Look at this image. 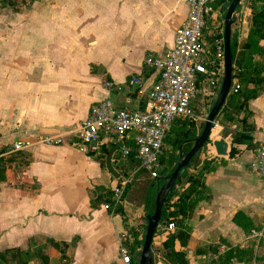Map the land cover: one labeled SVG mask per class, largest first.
<instances>
[{
	"label": "crops",
	"instance_id": "1",
	"mask_svg": "<svg viewBox=\"0 0 264 264\" xmlns=\"http://www.w3.org/2000/svg\"><path fill=\"white\" fill-rule=\"evenodd\" d=\"M258 8L257 0L238 3L230 26L238 43ZM186 12L185 0H19L16 9L0 6V156L5 159L0 251L49 238L67 243L66 253L73 252L70 264H77L80 250L92 262L101 255L97 264L116 259L124 222L103 205L91 209L89 191L104 181L113 187L123 167L111 161L118 177H104L95 155L78 149L66 131L77 126L95 100L108 97L120 106L136 105L133 87L108 91L103 81L123 82L137 74L148 86L154 73L146 60L173 44ZM216 16L222 17L219 7L213 8L210 22ZM258 44L264 47V39ZM258 58L264 62V52ZM247 109V122L254 127L250 144L256 146L264 138V82ZM57 133L63 139L59 144L38 142ZM13 140L29 145L12 151ZM229 146L227 142L225 155H217L213 146L202 155L209 160L203 175L209 197L197 201L184 221L189 227L186 243L174 241L186 264H217L228 246L243 245L245 236L234 213L256 222L264 211V183L248 168L253 148L231 143L236 151L228 157ZM173 155L171 163L178 153ZM120 202L124 215L131 207L137 213L143 210L126 199ZM43 251L50 263L59 257L49 245ZM229 264L247 263L232 259Z\"/></svg>",
	"mask_w": 264,
	"mask_h": 264
},
{
	"label": "built area",
	"instance_id": "2",
	"mask_svg": "<svg viewBox=\"0 0 264 264\" xmlns=\"http://www.w3.org/2000/svg\"><path fill=\"white\" fill-rule=\"evenodd\" d=\"M187 12L175 29L173 44L159 55L146 60L154 76L148 86H144L137 74L130 75L123 82L104 80L108 91L120 92L126 86L139 99L134 106H120L108 97L89 104L87 115L75 128L66 131L78 149L83 152L96 151L102 145L120 144L111 155V161L118 165L136 162L133 169H144L151 177L156 175L157 159L163 139L172 123L182 117L191 116L192 101L199 86L207 83L211 90L218 89L222 62V44L210 51L202 45L201 29L205 19L212 12L213 0H185ZM264 11V0H258ZM244 14L238 16L239 26L245 24ZM237 85L231 80L229 91ZM63 141L62 134L43 135L39 143L56 145ZM29 145L26 140H13L12 151L22 150ZM251 174L264 183V138L253 150L248 164ZM127 182L121 179L113 185L115 202H120L122 189ZM169 223L165 229H172ZM118 236L116 259L108 264H132L128 247Z\"/></svg>",
	"mask_w": 264,
	"mask_h": 264
},
{
	"label": "trees",
	"instance_id": "3",
	"mask_svg": "<svg viewBox=\"0 0 264 264\" xmlns=\"http://www.w3.org/2000/svg\"><path fill=\"white\" fill-rule=\"evenodd\" d=\"M229 1L230 0H213L211 6L213 8H216L223 3H228ZM0 6H9L12 9H16L17 0H0ZM208 19L210 20V15L206 17L205 24ZM210 23L212 24V22ZM202 29L201 37L203 36ZM260 39H264V11L259 7L258 9L252 10L250 26L243 40L238 43L235 34L233 32H230V50L232 55L231 80L234 84L237 85V87L235 91H230L227 94L225 102L223 103L221 109L218 112H220L221 115L225 117V119L223 118L224 121L226 120L231 123V121L233 122V120L238 119L241 123V127L240 131L237 132L236 137L229 142L230 146L227 152L228 157H231L236 151L235 148L231 146V143L245 142L246 146L253 148V150L256 147L250 144L251 138L249 133L253 131L254 127L252 124L247 122V118L250 114L247 109V101L256 97V95L261 89L262 83L264 82V77L262 75V72L264 71V62L258 60V57L261 56L264 52V47L258 44V41ZM201 43L202 45H207L208 48H210L209 44L205 43L204 40H202ZM215 43H219V45L222 44L221 32L219 31L214 34V41L212 42V45H214ZM212 47L214 49V46ZM198 91L199 90H197L196 94L198 93ZM227 103H230V107L224 110V112L229 114L227 116H224L225 114L223 112V109ZM191 117L192 115L178 118L174 121L173 125L178 126V129L180 130L177 131L176 134H174V138L171 141L174 149L170 152L168 156H166V163L162 164V169L160 170V172H158L153 177L149 176L150 178H147V180H145L144 178L140 180V178L143 177L140 174L147 172H144L143 169H138L135 171L138 173L136 174L134 180H139L142 182H138L137 186L136 184L132 183L130 184L129 188L127 187L128 190H130L132 187H138L139 190H143L142 205L145 214L151 213L153 210V194L150 191V188L154 186L155 178L159 175H162L163 172V174H165L170 173L172 171L174 167V163H171L174 159L173 153H178V151H180L181 154H184L190 148L192 144V139L200 131H197L193 128V123H187ZM184 123L190 124V127L186 128L185 126H183ZM206 142L207 138L202 144V146H204L205 144L206 148L204 149V147L201 146L189 159L187 165L181 170L179 177L175 181L174 186L169 190V193L166 195L161 207V218L159 224H162V227H164L163 230H161L160 232V246L163 250L161 258L166 261L167 264H186V257L184 251L175 249L174 241H178L181 245H184L186 243L189 237V227L187 224L184 223V221L190 216L197 201L207 199L209 197L207 189L203 183V175L209 169V160H207L206 158H202V155L205 154L206 151L212 150V146L210 145L211 147L209 148L208 143ZM109 147V145H102L96 151H87V153L88 155H95V159L98 161L100 167L104 172L103 175H107L104 177H107L109 180H111L112 177L108 175L109 173L104 167V157ZM161 149L158 155V166ZM4 160L5 159L1 158L0 156V182L4 180ZM118 173L120 174V172ZM118 182L119 178H117L116 184ZM124 187L122 189V192L126 189ZM89 194V206L91 209H95L98 206L103 205L107 213L119 214L121 216V219H124L121 202H115L112 187H110V185L106 181H104L103 184L95 185L94 189L89 191ZM121 195L120 201L123 200ZM143 219L145 221V215ZM233 219L234 221L238 222V224L240 223L244 233L246 232V230H250L252 222L243 213L239 211L235 212L233 215ZM169 223L173 224V228L169 230L165 229L166 225ZM154 234L155 232L152 234V237ZM142 239L143 234H140L137 237L136 242L133 237L125 236V239L122 242L128 247L129 251L133 254L136 253L138 245H141ZM46 245H49L54 250H56L59 254V258H61L62 260L65 255H68L70 259L69 263L66 264H70L71 254L66 253L65 251L67 243L46 238L38 246L43 251ZM15 250L20 251V254H23L24 252H22V250H25V248H4L0 251V258L4 259L3 255L6 252ZM250 257L251 249L243 250V246L238 245L228 246L226 250L218 256L217 264H229L232 259L238 261H245L247 263L248 261H250ZM44 258L47 260L48 257L46 254H44Z\"/></svg>",
	"mask_w": 264,
	"mask_h": 264
},
{
	"label": "rangeland",
	"instance_id": "4",
	"mask_svg": "<svg viewBox=\"0 0 264 264\" xmlns=\"http://www.w3.org/2000/svg\"><path fill=\"white\" fill-rule=\"evenodd\" d=\"M17 1H19V0H17ZM236 9H237V7L235 8V11H236ZM222 15H223V13H221V16ZM221 19H222V17L220 18V16H216V18L214 19L212 24L210 23L209 19L206 21V24L204 23V28L202 29V35L203 36L201 37V39L204 40L205 43L209 44L210 48H208L207 45L205 46V48L210 50V51L215 49V44L212 45V42L214 41V34H216V32H218V31L221 32V40H222L223 24H222ZM219 36H220V34H219ZM218 45H219V43H217V46ZM212 46H214V49ZM220 73H221V69H220ZM219 79H220V77H219ZM218 86H219V84H218ZM198 90L199 91L196 94V96L192 102L193 103V113L191 114L192 117L187 122V123H191V124L193 123V128L197 131L201 129L203 120H204L211 104L213 103V101L216 97V94H217V90L216 89L211 90L208 87L207 83L200 85ZM225 99H226V97H225ZM224 102H225V100H224ZM128 107H131V106H128ZM229 107H230V103H227L224 106L223 112H224V110H226ZM220 109H221V107H220ZM224 114H225L224 116H227L229 113L224 112ZM223 118L225 119V117H223L220 112H218L216 114V116L214 117V120L212 122V127L210 129V133H209V136L207 137V142H206V143H208L209 148L212 146V144L210 143L211 140H218V139L222 138L225 141L230 142L233 138L236 137L237 132L240 131L241 123L239 122L238 119L237 120L235 119V120H233V122L231 121V123H230L229 121H226V120L224 121ZM173 123H172V125H171L169 131L167 132V135L164 139L162 149H161V154L159 156V166L157 165L156 169H155L156 174L158 172H160V170L162 169V164L166 163V156H168L170 154V152L174 149L171 141L174 138V134H176V132L179 131L180 129H178V126H174ZM183 126H185L186 128H189L190 124L184 123ZM202 147H204V149H205L206 148L205 144ZM157 162H158V159H157ZM136 165H137L136 162L131 161L127 164V167L125 165L120 166V168L123 167V169L120 172L121 178H119V181L123 178L127 179V182L124 185L125 186L124 188H126V189L122 192V195H121L122 198L126 199L127 201H130L131 204H134L136 206H140L143 204V201H142L143 190H139L138 187H132L130 190H128L130 184L134 183L137 186L138 182H142L139 180L138 181L134 180V178L138 172L130 173L131 170H133V168ZM104 167H105V165H104ZM144 172H146V171L144 170ZM165 174H167V173H165ZM108 175H110V174H108ZM140 175L143 176L140 178V180H142L143 178L145 180H147V178H150L149 177L150 175L148 173H141ZM104 176H107V175L104 174ZM110 177H112V176L110 175ZM154 189H155V184L153 187L150 188V191L152 192V194L154 193ZM134 209H135V207L134 208L131 207L130 211H126V215H124V213H123V215H124V219H123L124 223L123 224L125 226V229H124L125 231L123 234L125 236L133 237L135 242H136L137 237L140 234H143V232H144L145 221L143 218H144L145 212L143 210H141V212L137 213V212H135L136 210H134ZM162 226H163L162 224L158 223V225L155 229L156 230L155 234L153 235L152 241L150 243V249L152 251L153 264H167L166 261H164L161 258L163 250L160 246V237H161L160 232L164 228ZM121 234L122 233H120L118 235L120 236ZM244 236H245L243 239L244 242L242 243L243 244L242 245L243 250L244 249H247V250L251 249L250 261H248L247 264H264V211L261 213V218L258 221H256V222L252 221V226H251L250 230L249 231L246 230V232L244 233ZM40 242H37V244H36V241H34V242L30 241L28 243V246L25 247V250H22V252H24L23 254H20V251H16V250L6 252L3 255L4 259L0 258V264H66V263H69L70 257L68 255H65L63 260L61 258L57 257V259L51 260V263H50L48 258H47V260L44 258L45 253L38 246L40 244ZM140 246L141 245H138V249H136V253L132 254L130 252L131 258H134L136 256ZM238 249H240V248H238ZM79 253L81 255H78L77 264H93V263L97 264L100 260L99 258H101V255H97V256H95V258L97 260L95 262H92V261H88V255H85V254L82 255L81 250L79 251ZM71 256L73 257V252L71 253Z\"/></svg>",
	"mask_w": 264,
	"mask_h": 264
},
{
	"label": "water",
	"instance_id": "5",
	"mask_svg": "<svg viewBox=\"0 0 264 264\" xmlns=\"http://www.w3.org/2000/svg\"><path fill=\"white\" fill-rule=\"evenodd\" d=\"M240 0H230L228 3H223L219 6V12L222 15V62L220 82L217 89L216 97L211 104L199 133L192 139L190 148L181 154L178 151L174 167L170 173L159 175L155 178V189L153 193V210L151 213L145 214V227L143 232V239L141 246L132 260V264H153L152 251L150 243L152 234L161 218V207L169 190L174 186L175 181L179 177L181 170L187 165L189 159L202 146L205 139L209 136L210 129L214 117L218 113L225 97L228 94L231 84V69H232V55L230 50V25L236 20L235 8ZM120 142L111 145L104 157L105 169L113 178H117L118 174L111 166V155ZM212 146L217 155H225L227 151V142L222 138L212 141Z\"/></svg>",
	"mask_w": 264,
	"mask_h": 264
}]
</instances>
